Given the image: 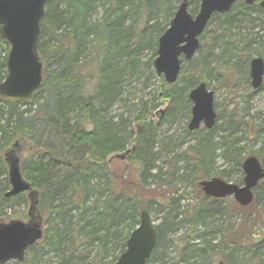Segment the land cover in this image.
<instances>
[{
  "label": "trees",
  "instance_id": "trees-1",
  "mask_svg": "<svg viewBox=\"0 0 264 264\" xmlns=\"http://www.w3.org/2000/svg\"><path fill=\"white\" fill-rule=\"evenodd\" d=\"M187 1L189 11L194 13L199 0ZM258 1L247 4L244 0H236L228 12L213 15L218 18L214 35L209 38L208 51L200 57L196 70L188 71L182 64L177 82L159 92L162 100H170L167 114L182 100L189 103L188 89L201 81L209 86L210 80H214L224 86L223 83L230 82L233 75L242 77L244 88H249L248 60L254 55L264 58V19L256 24L258 19L253 16H264ZM180 2L47 0L37 42L43 64L41 85L25 103L12 104L0 97L1 154L14 142L18 143L17 154L25 150L20 159L22 175L37 193L35 207L44 226L41 241L57 258L54 264H85L88 261L114 264L125 248L130 231L139 222L140 210L145 208L150 212L152 204L164 209L165 213L155 225L156 244L145 264L153 259L162 264L161 234L168 229L177 231L184 227L189 231L184 230L171 242L174 259L180 263L264 264V208L258 207L264 193V181L255 187L254 201L249 206L236 205L237 212L242 214L240 225L230 222L222 228L219 219L226 211L222 206L225 199L202 195L200 202L192 206L186 204L184 213L179 211L180 200L199 190L201 179L219 176L234 178L236 182H233L240 183L241 163L246 154L255 155L264 167V119L260 124L247 122V140L255 142L263 135L256 150H246L239 144L244 136L234 135L233 130L214 142L215 123L186 146L185 156L177 159L180 166L175 165L164 172L156 169L151 173L156 167L153 159L160 152L156 150L146 158L142 155L148 154L152 146L153 137L148 134L153 136L154 131L147 119L151 115L150 109L155 110L157 105L147 108L144 101L131 102L136 126L133 134L128 131L132 139L127 157L140 165L137 180L120 174L113 176L106 171L107 156L125 150L120 135L123 126L126 132L125 125L121 121L113 122L109 116L110 108L117 101L124 104L128 100L129 87L136 80L144 82L156 76L152 62L157 39ZM256 25L260 27L254 29ZM237 28L247 29V32L234 33ZM205 33L206 29L200 36L201 41ZM218 41L217 54H211ZM7 50V42L0 37V81L6 75ZM144 52H147L146 57ZM262 88L264 77L258 90ZM44 97L45 101L40 104L39 99ZM28 103L37 104L30 114L24 115L23 111L17 110L18 105ZM162 114L158 115L162 117ZM47 121L52 127V134L47 137L50 144L43 140L48 145L35 128ZM233 127L237 129L238 126ZM186 134H190L188 130ZM217 143L230 149L227 159L232 163L231 169L214 167ZM234 172L237 176L233 177ZM5 173L6 163L1 156L0 218H21L7 216L13 207L10 201L15 196L4 195L9 188ZM166 177L170 178L167 183L176 180L187 185L191 192H186L187 188L181 192L171 188L175 183L158 193L149 188L147 179L160 182ZM23 196L24 193L16 195L17 198ZM45 207L44 218L40 210ZM55 208H58L56 221L50 217ZM250 208L254 209L252 218L245 213ZM43 249L37 245L29 246L22 262L4 264H25L29 254Z\"/></svg>",
  "mask_w": 264,
  "mask_h": 264
},
{
  "label": "water",
  "instance_id": "water-1",
  "mask_svg": "<svg viewBox=\"0 0 264 264\" xmlns=\"http://www.w3.org/2000/svg\"><path fill=\"white\" fill-rule=\"evenodd\" d=\"M251 3L253 0H245ZM47 0H0V37L9 49L6 55V75L0 81V97L16 104L31 99L42 82V62L37 42L40 21L44 15ZM235 0H200L198 11L191 15L187 0H182L169 25L157 39L156 56L153 67L162 74L166 83L176 81L181 68V59L189 60L199 46V36L212 14L227 12ZM264 8V0L259 1ZM264 74V60L260 56L249 62V79L252 89L261 86ZM214 93L204 81L199 82L189 92L191 116L188 129H197L202 122L206 129L213 127L217 113L213 106ZM162 113V110L159 111ZM18 143L3 152L7 166L9 189L5 196L28 191V221L13 219L0 220V263L16 259L21 261L25 249L40 239L41 220L35 216L37 193L21 174L19 157L15 148ZM125 150L116 156L124 158ZM242 183L237 184L213 176L198 182L204 195L212 198L231 196L240 206H248L253 201V190L260 180H264V167L254 155H249L241 163ZM156 243L154 224L146 209L139 213V223L131 230L123 252L114 264H145ZM87 264H91L88 262Z\"/></svg>",
  "mask_w": 264,
  "mask_h": 264
},
{
  "label": "rangeland",
  "instance_id": "rangeland-1",
  "mask_svg": "<svg viewBox=\"0 0 264 264\" xmlns=\"http://www.w3.org/2000/svg\"><path fill=\"white\" fill-rule=\"evenodd\" d=\"M196 12V11H195ZM256 21V24H259L260 19H264V16L262 15H253ZM217 16H213L206 28V33L204 35V39L201 41L200 46H202L200 51H197L194 56L189 59L188 61H184L183 65H186V70H196L200 57L205 54L208 51L209 46V38L214 35V27L217 23ZM262 22V21H261ZM260 26L256 25L254 26V29H258ZM242 32L243 34L247 32V29H235L234 33ZM220 42H217L216 47L212 49L211 54H217V48ZM144 57H146L147 52H144ZM211 58V56H210ZM189 62V63H188ZM249 69V60H248V66L247 70ZM243 71V70H242ZM230 82L223 83L224 86H222L221 82H216L214 80H210L209 88L214 91V106L218 113V118L216 122V130L212 133V137L214 142H217L220 140V136L222 134H228L230 130H233V134L236 136L243 135L242 139H240L239 144H243L246 148V150H256L257 147L260 145V142L263 139V135L257 140H247V122H251L252 124H260L262 122V119H264V88L255 91L253 93H250L248 89L250 88H244L242 77H237L233 75L230 77ZM177 82V81H176ZM174 84V83H173ZM158 86L159 88L158 90ZM169 86V83H166L162 75L154 76L153 78H150L144 82H140L139 80H136L134 83H132V86L129 87L130 96L128 97V100L123 104L122 101L115 102L109 111V116L112 118L113 122H120L125 125L126 132H124V126L121 128L122 132H120V135L123 137L124 140V147L125 150L129 149L131 147V139L132 137H129L128 131H131L133 134V131L135 130L136 121L133 120V108L131 107V102L135 101H144L146 103L147 108H150L152 104L157 105L155 110H151V115L149 116V119H147L148 123H151L152 131H154L153 136L151 134H148V137H153L152 140V146L150 148V151H148V154L142 155H153L156 150H158L160 153L157 155V158L153 159V162L156 167L151 169V173H154L155 170L161 169L162 172L168 171L170 168L175 167V165L180 166L181 163L177 162L178 158H181L182 156H185L186 153V146L188 144H191L194 141V137L198 136L200 134H203V132L207 131L203 127V125L200 126L197 130L189 131L187 128V124L190 117V109H191V101L189 100V103L185 100H182L179 106L175 107L170 113L167 114V106L170 103V100L167 98V100L161 98L160 91L166 89ZM216 86V87H215ZM193 87V86H192ZM132 88V89H131ZM191 88L188 89V91ZM187 91V92H188ZM250 93V94H249ZM126 94V92H125ZM249 94V95H248ZM45 94H42L41 96H44ZM45 101V97L39 99V103H43ZM37 106L36 103H28L23 105H18L17 110L23 111L24 115L30 114L29 112H32L33 109ZM157 109L164 110L162 117H158ZM48 121L42 124H37L35 126L36 131L38 133H42V141L48 145L50 142H48L47 137H50L52 134L51 125L48 124ZM237 125V129H235V126ZM34 128V129H35ZM186 130L190 134H186ZM132 136V135H131ZM43 139H46L44 141ZM186 140L185 142H181L182 140ZM44 144V145H45ZM217 148L215 149V155H214V167L217 169H223L228 168L231 169L232 163L228 162V155L230 153V149H224L225 146L219 145L217 143ZM3 149L0 148V158L2 156L1 152ZM68 150V149H67ZM65 150V151H67ZM25 150H22L21 156L25 155ZM225 151V152H224ZM129 153V152H128ZM125 155L124 158H117L114 157V153L107 156L108 162L107 164V173L115 175H122L124 177L133 179L134 181L137 180L138 176V168H140L139 163L134 160H129L127 155ZM226 155L227 157L223 156ZM249 154H246L245 157H247ZM147 157V156H146ZM145 157V158H146ZM237 172H234L233 177L237 174ZM7 175V173H5ZM105 174V171H104ZM1 178V176H0ZM227 181H235L234 178H224ZM170 180L169 177H166L162 181H155L154 179H147V182L150 183L149 188L154 189L155 192H162L165 191V187H175L178 189V191H184V188H187L186 192L188 191L189 187L183 186L176 182V180H173V182L167 183L166 181ZM236 182V181H235ZM171 184V185H169ZM166 194V193H165ZM203 195L202 191L199 189H196L189 193V197L180 200V207L179 211L184 213L186 206H192L194 203L200 202V198ZM25 196V197H24ZM23 197L17 198L16 196L11 199L10 202L13 203V207L8 210L7 216L11 215L13 217L21 216V218L26 217V210H27V201H26V195L24 194ZM165 196H170L166 194ZM225 201L223 202L222 206L225 208V213L221 216V219L219 221H222V228L224 225H227L230 222H237L240 225V217H242V214L237 212V204L232 199V197H226L224 198ZM23 200L25 202H23ZM1 203V202H0ZM263 206L264 208V193L260 196V201L258 204V207ZM42 208L41 214L42 216L45 214L46 211L43 212ZM58 208H55V212L50 215V217L53 218L54 221L57 220L56 212ZM254 209H247L245 210L246 214H250L251 218L253 216ZM165 213L164 209H161L159 206L152 204L150 208V217L151 220L155 225H157L163 215ZM7 220V219H6ZM235 224V225H237ZM221 228V229H222ZM168 229L165 233L161 234V250L163 252V259L162 264H183L178 262L174 259L173 253H174V247L172 245V240L178 239L185 230L188 232L185 227L181 230L177 231H169ZM222 234L221 232L219 235ZM37 246H41L44 249L41 251H37L36 253L29 254L25 264H54L56 257H54V253L50 251L49 248L44 247V242L41 241ZM160 247V246H159ZM65 249V248H64ZM65 251H67L65 249ZM67 253V252H66ZM157 258V256H156ZM159 258V256H158ZM148 264H158L155 259H153Z\"/></svg>",
  "mask_w": 264,
  "mask_h": 264
},
{
  "label": "bare ground",
  "instance_id": "bare-ground-1",
  "mask_svg": "<svg viewBox=\"0 0 264 264\" xmlns=\"http://www.w3.org/2000/svg\"><path fill=\"white\" fill-rule=\"evenodd\" d=\"M209 21V20H208ZM210 22V21H209Z\"/></svg>",
  "mask_w": 264,
  "mask_h": 264
}]
</instances>
